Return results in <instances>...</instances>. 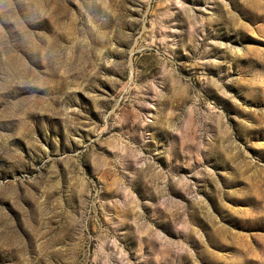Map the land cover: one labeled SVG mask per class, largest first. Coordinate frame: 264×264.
Masks as SVG:
<instances>
[{"label": "rangeland", "instance_id": "374dc122", "mask_svg": "<svg viewBox=\"0 0 264 264\" xmlns=\"http://www.w3.org/2000/svg\"><path fill=\"white\" fill-rule=\"evenodd\" d=\"M0 264H264V0H0Z\"/></svg>", "mask_w": 264, "mask_h": 264}]
</instances>
